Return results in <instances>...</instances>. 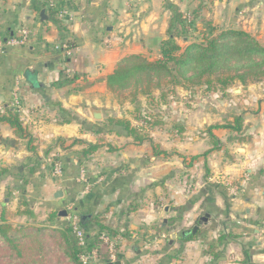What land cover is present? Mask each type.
I'll return each mask as SVG.
<instances>
[{"label":"crops","instance_id":"1","mask_svg":"<svg viewBox=\"0 0 264 264\" xmlns=\"http://www.w3.org/2000/svg\"><path fill=\"white\" fill-rule=\"evenodd\" d=\"M44 3L0 0V114L17 110L25 130L0 123V218L20 226L57 213L55 227L76 218L93 235L99 221L114 233L101 236L109 264H264V81L197 87L186 96L206 97L186 108L160 92L141 98L161 110L154 132L107 85L124 58H161L172 6L193 23L183 48L207 23L264 46V0H53L43 19ZM22 30L27 42L11 46ZM63 71L77 79L55 87ZM112 119L129 121L140 140L111 131ZM91 145L98 150L83 158Z\"/></svg>","mask_w":264,"mask_h":264},{"label":"trees","instance_id":"2","mask_svg":"<svg viewBox=\"0 0 264 264\" xmlns=\"http://www.w3.org/2000/svg\"><path fill=\"white\" fill-rule=\"evenodd\" d=\"M44 1L46 3L53 0ZM45 3L43 8H37V11L45 9ZM172 8L169 39L163 43L161 58L151 60L143 55H131L121 60L114 73L107 78L108 88L112 92L121 95L122 92L130 91L131 102L137 105L140 104V96L153 99L156 91H159L161 98L165 99L167 93H173L177 87L194 89L206 86L208 90H217L226 89L235 82L248 85L264 81V46L255 37L243 30L219 31L211 23H207L202 32V40L191 42L183 48L177 40L188 37L189 27L193 28V23L189 24L178 9L173 6ZM46 10L49 11L53 22L60 26L58 11L54 6ZM61 29L65 31L64 28ZM63 39L67 40L68 36ZM69 45L72 46L70 42ZM76 79L65 75L63 71L55 87L69 86ZM142 116L144 122L151 124V118L144 114ZM2 122L14 128L19 137L25 136L23 122L17 110L0 114V123ZM240 122L238 119L237 128L240 127ZM107 126L112 127L111 131H125L140 140L138 128L132 127L127 120L112 119ZM97 150L98 146L91 145L83 151L82 157L87 158ZM19 214L34 217L29 210ZM57 216V213H53L47 222L34 220L14 226L7 221L3 213L0 218V243L8 246L11 257L20 260L25 258L30 247L37 245L34 241L37 238L40 241V251L55 252L65 257L68 264H84L81 256L88 253H95L99 261L109 264L108 246L101 239L102 235H114L109 227L97 221L99 231L93 235L87 224L80 223L85 232V244L80 245L70 222L59 227L54 226L53 222Z\"/></svg>","mask_w":264,"mask_h":264},{"label":"rangeland","instance_id":"3","mask_svg":"<svg viewBox=\"0 0 264 264\" xmlns=\"http://www.w3.org/2000/svg\"><path fill=\"white\" fill-rule=\"evenodd\" d=\"M188 44L189 43H187L185 45H188ZM98 54L102 58L107 56L106 52H101ZM165 81H167V80H165ZM164 83L165 82H163V84ZM182 88H184V92L179 91L180 94H178L177 88L174 89L173 93L168 92L165 100H168L169 98L174 99V100L175 99L181 100V102L185 103V108H186L187 106H190L189 102L191 100H193V101L197 100V101L201 102V100L203 101L204 98L206 97L205 91L199 90L195 96H192V98H189L188 96H186L185 93L187 91H189V92L195 91L197 88H194V90H192L191 88H188V87H186V88L182 87ZM167 90L168 89H166V92H167ZM156 93H159V91H156ZM216 95H218V93L214 91L212 98H216L215 97ZM119 97L127 98L130 102L132 101V97L130 96V91L122 92L121 95H119ZM141 98L146 99L145 96H140V99ZM154 98H156V96H154ZM212 101H214V99H212ZM153 102H150L149 103L150 105L149 106L147 105V108L143 107L141 105V100H140V104L138 103L137 105H135V104L133 105V107H135V109H136L137 114H139V113L141 115L144 114V115H147L149 118H151V121H150L151 124L148 125V127H149L148 129L151 132H154L158 129L157 122L159 120V116H161L160 108L156 105V102L155 103H153ZM171 107L173 108V106H171ZM143 109L145 110L144 112L142 111ZM65 213H66V217H67V216H69L70 212H65ZM65 213H63V214H65ZM34 241H36L35 244H37V245L35 247H32V248L30 247V249L27 250L26 256L23 260H20L16 257H11L10 253L8 252V249H9L8 246L0 243V264H68L65 257L59 256L55 252H51V253L44 252L43 253V251H40L39 250V244H40L39 239L35 238ZM88 264H98V262L97 261H91Z\"/></svg>","mask_w":264,"mask_h":264},{"label":"built area","instance_id":"4","mask_svg":"<svg viewBox=\"0 0 264 264\" xmlns=\"http://www.w3.org/2000/svg\"><path fill=\"white\" fill-rule=\"evenodd\" d=\"M21 35L22 36L19 37V38L12 39L10 41V45L11 46L24 45L27 42V40L29 39L30 32L28 30H22ZM66 47H67V45L65 44L64 48H66ZM61 166H62L61 163H57L56 164V173H57V175H61L62 174ZM70 224H71V226L73 228L74 235H75L76 239L78 240L79 244L80 245H84L85 244V232L81 228L79 220L74 218L73 220L70 221ZM102 239L105 242H110V238L108 236H106V235H102ZM110 248L113 249V246L111 245ZM81 258H82L84 264H88L91 261H98L97 255L95 253L83 254L81 256Z\"/></svg>","mask_w":264,"mask_h":264},{"label":"water","instance_id":"5","mask_svg":"<svg viewBox=\"0 0 264 264\" xmlns=\"http://www.w3.org/2000/svg\"><path fill=\"white\" fill-rule=\"evenodd\" d=\"M41 17L43 18V19H46V13H45V11H42L41 12ZM92 116H93V118L96 120V121H101L102 119H103V117H102V114H101V112H99V111H93L92 112ZM63 194H62V192H58V194L56 195V197L57 198H59V197H61ZM65 216H66V214H64ZM85 218H83V220H84ZM196 230H197V227L195 228V231L194 232H196ZM110 264H120L119 262H117V263H110Z\"/></svg>","mask_w":264,"mask_h":264}]
</instances>
